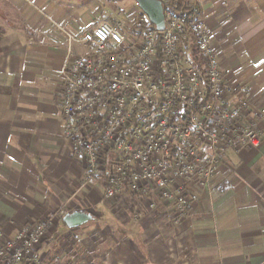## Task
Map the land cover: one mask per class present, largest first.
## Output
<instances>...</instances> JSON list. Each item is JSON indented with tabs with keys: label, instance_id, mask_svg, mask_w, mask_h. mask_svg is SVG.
I'll list each match as a JSON object with an SVG mask.
<instances>
[{
	"label": "crops",
	"instance_id": "0c3cea01",
	"mask_svg": "<svg viewBox=\"0 0 264 264\" xmlns=\"http://www.w3.org/2000/svg\"><path fill=\"white\" fill-rule=\"evenodd\" d=\"M29 1L31 5L0 0V231L11 236L21 226L42 221L57 228L65 214L82 211L94 225L115 227L121 238L115 243L138 264L143 259L172 264L175 254L166 253L171 245L180 253L178 264H264V143L228 153L211 193H201L182 222L180 239L165 241L164 255L160 248H147L146 256L140 255L137 247L143 250L156 237L141 246L146 224L121 216L128 205L132 215L133 204H124L125 194L104 198L105 170L114 164V156L106 155L98 174L85 183L83 162L71 155L61 131V71L69 52L86 53L76 52V46L86 50L74 41L69 45L67 37L79 38L108 23L134 34L136 44L140 36L132 29L137 20L125 16L120 4L115 13L109 0ZM197 3L229 90L228 101L237 102L244 86L250 108L264 109V0ZM35 256L42 261L45 257L38 251Z\"/></svg>",
	"mask_w": 264,
	"mask_h": 264
},
{
	"label": "built area",
	"instance_id": "2783aa9c",
	"mask_svg": "<svg viewBox=\"0 0 264 264\" xmlns=\"http://www.w3.org/2000/svg\"><path fill=\"white\" fill-rule=\"evenodd\" d=\"M30 4L29 0H24ZM165 27H145L136 44L100 23L79 38L86 53L69 52L61 71L62 139L83 162L84 182L100 171L106 155L104 198L128 193L132 216L163 201L170 222L186 219L201 193H211L218 168L230 152L264 143V109L250 108L247 89L228 101L217 53L197 0H157ZM39 40L37 32L32 34ZM50 222L0 231V264H47L35 256Z\"/></svg>",
	"mask_w": 264,
	"mask_h": 264
},
{
	"label": "rangeland",
	"instance_id": "374dc122",
	"mask_svg": "<svg viewBox=\"0 0 264 264\" xmlns=\"http://www.w3.org/2000/svg\"><path fill=\"white\" fill-rule=\"evenodd\" d=\"M118 4H120L121 9L126 14L125 16L129 14L131 18L137 21L141 19V17H139L141 16V11L136 6L134 0H109V7L111 10L115 11V13L119 12ZM122 33L128 43H133V41L136 40L134 34L125 31ZM75 51L80 53L86 52L81 50L78 46H76ZM124 194V204H132L131 198L129 199V197H127V193ZM155 201L157 208L154 213L148 211L147 206L149 202L146 197L139 203L142 211L139 218H134L130 214V205L127 206L124 213H121V216L124 217L125 220H129L128 217L130 216V221L135 222V224H146L144 226V232L142 234L140 233L139 236L141 246L143 241H148L153 236L156 237L157 241L146 245L143 250L135 245L140 255L143 256H146L148 249L154 250L159 248L162 250L161 255H164V242L170 239L178 241L181 236L180 231L182 223L178 226L172 224L170 218L173 215V211L168 209V205L163 201ZM190 214L191 211L187 217H189ZM147 222L151 224L149 227L147 226ZM79 229L80 230L75 231L68 230L63 227V225L55 228L52 223L49 226L45 239L38 249V252L44 253L45 255L43 261L47 264H117L122 261H124L125 264H138L136 261H131L129 255H127V257L125 253L121 252L122 245H117L115 243V240H121L115 227L108 229L89 222L87 225L83 226V230H81L82 228ZM133 230L135 231L136 228ZM171 246L172 247H169L171 250H167L166 253L168 255L175 254L172 264H178L180 253L177 248L173 247V245ZM144 262L147 264L145 259L141 261V264Z\"/></svg>",
	"mask_w": 264,
	"mask_h": 264
},
{
	"label": "water",
	"instance_id": "95a60500",
	"mask_svg": "<svg viewBox=\"0 0 264 264\" xmlns=\"http://www.w3.org/2000/svg\"><path fill=\"white\" fill-rule=\"evenodd\" d=\"M141 13L148 22L157 30L163 31L165 27L162 5L157 0H134ZM92 217L82 211L67 213L62 218L63 225L72 230L86 225Z\"/></svg>",
	"mask_w": 264,
	"mask_h": 264
},
{
	"label": "trees",
	"instance_id": "16d2710c",
	"mask_svg": "<svg viewBox=\"0 0 264 264\" xmlns=\"http://www.w3.org/2000/svg\"><path fill=\"white\" fill-rule=\"evenodd\" d=\"M140 17L141 18H145V16L142 13H141V16ZM145 27H153V26L147 20L146 21V24H145V26L143 28H145ZM132 30H135L138 33H140V31L143 30V29H142V27L140 25H136Z\"/></svg>",
	"mask_w": 264,
	"mask_h": 264
}]
</instances>
